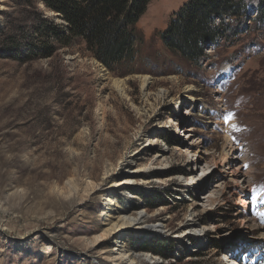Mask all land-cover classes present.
Wrapping results in <instances>:
<instances>
[{"label":"rangeland","instance_id":"rangeland-1","mask_svg":"<svg viewBox=\"0 0 264 264\" xmlns=\"http://www.w3.org/2000/svg\"><path fill=\"white\" fill-rule=\"evenodd\" d=\"M186 1L151 0L135 56L107 67L81 38L43 32V18L64 22L43 0H0V264H264L247 221L264 220L262 0H244L197 62L160 36Z\"/></svg>","mask_w":264,"mask_h":264},{"label":"trees","instance_id":"trees-1","mask_svg":"<svg viewBox=\"0 0 264 264\" xmlns=\"http://www.w3.org/2000/svg\"><path fill=\"white\" fill-rule=\"evenodd\" d=\"M151 0H43L46 7L64 20L55 24L43 18L41 28L62 45L81 38L88 49L107 67L136 53V24ZM244 0H187L170 19L160 36L166 47L190 61L205 56V48L216 42L225 31V19L245 12ZM264 21V0L258 8ZM217 19H222L216 24ZM44 52L52 47L45 45ZM144 249L160 252L153 243Z\"/></svg>","mask_w":264,"mask_h":264},{"label":"bare ground","instance_id":"bare-ground-1","mask_svg":"<svg viewBox=\"0 0 264 264\" xmlns=\"http://www.w3.org/2000/svg\"><path fill=\"white\" fill-rule=\"evenodd\" d=\"M151 79V77L150 76H145V77H143L142 78V82H143V87H145L148 83H149V80ZM116 85L118 86V88L119 89H121L122 91H123V82L121 83L120 81H118V82H116ZM124 92V91H123ZM123 94V93H122ZM125 95V94H124ZM152 139H154V138H152ZM229 141H231V142H228L229 143V152L231 153V154H233L234 153V151H236L239 147L238 146H236L235 145V143L232 141V139H230ZM154 142V140H151L150 141V144H152ZM228 146V145H227ZM228 152V155H230V153ZM154 157H156L157 159H159V158H161V157H163V154H162V152H161V150H157L156 152H155V154H154ZM134 159H131L130 161H133ZM139 170H141L140 168H138V169H135L134 170V172H137V171H139ZM137 180V178L136 177H134V176H126V177H124V178H121L120 180H116L115 182H114V185H116V186H119V185H126V184H130V183H133V182H135ZM247 182V181H246ZM252 185H251V183L249 184H245V185H242L241 186V188H240V186H239V188H240V192L241 193H247V190H246V188L247 189H252ZM238 189V188H237ZM238 191V190H237ZM219 192H220V190H218V194H219ZM106 199H107V202H109L110 204H115V198L114 197H111V196H106ZM249 200V199H248ZM248 200H246L245 198H241V205L242 206H244V207H246L247 205H248V203L250 202V201H248ZM263 208H264V206H263ZM262 211V210H261ZM263 214V213H262ZM143 218H146V215L143 213V211L141 210V211H137V213L136 214H131V215H124V216H118V221H116V222H114L113 224H111V226H109V227H107V228H105L101 233H99V234H96L92 239H91V244H92V246L93 247H96V246H98V245H100V244H102V241L104 240V239H107L109 236H111V235H113V234H115L116 233V231L118 230V229H122L123 227H127L128 229L129 228H131V227H136V226H139V223H140V220L141 219H143ZM247 221L248 222H250L251 223V225L254 227V228H256V229H258L259 230V232L261 233V235H263L264 236V220H261V222H257L256 221V219L255 218H253V217H251V216H249L248 217V219H247ZM145 226V225H144ZM144 226H141V227H144ZM146 227V226H145ZM148 227H155V225H149L148 224ZM160 225H157V228L156 229H160ZM160 231V230H159ZM112 252H115V254H113V257H118V254L120 255V248H113L112 250H111ZM117 252H120V253H117ZM105 253V252H104ZM229 254V253H228ZM228 254L226 253V260H231L230 258L232 257V258H234L235 257V255L233 254H231V256H228ZM132 253L131 252H126L123 256L125 257V258H130V257H132ZM256 256L258 257V253H256ZM234 260H235V258H234ZM245 260V258H242V260L241 261H243V263L244 264H253V261H250L249 263L248 262H245L244 261ZM247 260V259H246ZM264 261V256H260V258L259 259H257V263H262ZM234 264V263H233ZM235 264H238V262L236 261L235 262Z\"/></svg>","mask_w":264,"mask_h":264},{"label":"snow or ice","instance_id":"snow-or-ice-1","mask_svg":"<svg viewBox=\"0 0 264 264\" xmlns=\"http://www.w3.org/2000/svg\"><path fill=\"white\" fill-rule=\"evenodd\" d=\"M245 167H247V166L245 165Z\"/></svg>","mask_w":264,"mask_h":264}]
</instances>
